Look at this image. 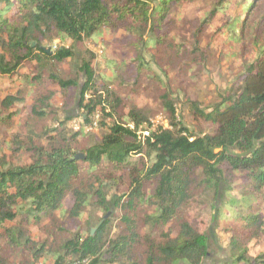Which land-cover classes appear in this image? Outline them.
Instances as JSON below:
<instances>
[{"label": "trees", "instance_id": "16d2710c", "mask_svg": "<svg viewBox=\"0 0 264 264\" xmlns=\"http://www.w3.org/2000/svg\"><path fill=\"white\" fill-rule=\"evenodd\" d=\"M257 1L241 0L239 24L222 19L233 0L212 2L195 43L204 26L216 27L221 39L226 33L242 34ZM199 2L0 0V75L15 76L32 63L38 71L26 78L33 99L24 110L15 108L23 100L17 96L0 101L5 134L0 145V264H69L73 258L77 264H201L208 244L188 204L202 192L217 196L237 178L245 181L250 203L232 201L241 203L242 214L238 227L227 229L231 264H264V46L220 102L207 111L192 106L196 121L214 127L200 135L179 124L166 91L157 106L169 128L152 126L144 111L147 99L129 108L107 85L100 93L94 56L85 51L76 59L74 52L103 30L122 31L144 49L178 58L187 70L191 64L185 65L189 62L184 58L194 50L184 54L179 26ZM56 39H68L72 46L47 54L41 43ZM131 58L126 57L127 65L135 63ZM77 60L74 79L57 75L56 65ZM140 69L151 71L142 58ZM45 72L58 91L39 88ZM76 89L83 113L79 129L72 131L67 126L74 117L58 112L55 101H70ZM95 128L99 133L90 134L94 138L86 146L81 140L89 138L87 129ZM79 154L84 159L76 160ZM108 181L124 185L125 191L108 199ZM112 206L119 213L118 233L107 239ZM87 208L106 213L94 235L83 230Z\"/></svg>", "mask_w": 264, "mask_h": 264}, {"label": "rangeland", "instance_id": "374dc122", "mask_svg": "<svg viewBox=\"0 0 264 264\" xmlns=\"http://www.w3.org/2000/svg\"><path fill=\"white\" fill-rule=\"evenodd\" d=\"M196 8L187 12L180 22L179 37L180 42L187 47V54L194 50L193 54H187L184 61L189 65H182L178 58L167 59L161 49H144L132 36L126 35L122 31L103 30L95 41H84L74 47L76 59L83 56L88 51L94 56L93 70L96 77V89L102 93V88L107 85L117 95L124 97L126 105L130 108L140 102V98L147 99L145 113L149 114V121L152 126H163L169 128L165 119L166 115L158 108V96L165 91L171 97L176 110L179 124L189 131L200 135L212 133L214 127L209 124L196 121L192 116V106H197L200 110L207 111L210 107L221 101L226 95L231 84L239 79L244 67L251 63L264 46V0H258L254 10L248 14L242 34H225L219 38L216 27L204 26L197 34L199 43H195L196 30L202 24V18L210 10L209 6L217 0H199ZM241 0H233L232 6L222 19L228 23L236 21L239 24L241 14ZM235 23V22H233ZM238 26V25H237ZM231 32V31H230ZM72 43L68 39L43 41L41 47L50 52L58 48H69ZM139 56V58H135ZM184 54L182 56H184ZM132 56L135 63L126 64V57ZM181 56V57H182ZM87 58V56L85 55ZM140 58L146 68L138 70ZM196 59L197 61H191ZM191 61V62H190ZM183 71L179 72V65ZM80 61L74 63L66 61L56 65V73L62 78L74 79ZM37 64H26L21 66L17 74L12 77L0 75V101L7 96H17L23 100L15 104L18 110H24L26 105H30L33 99V87L28 84L27 77L36 75ZM43 85L40 89L58 91V87L48 79V72L42 73ZM83 83L80 78L79 85ZM161 84V86H160ZM163 85L166 89L163 90ZM77 89L72 91L70 101L57 99L55 105L58 112L62 109L69 112L73 120L68 124V130L77 131L80 123L79 115L83 113L77 107ZM63 116H59L62 119ZM94 121L97 118L93 117ZM100 119V115H99ZM14 123H17L15 120ZM53 123H48L52 126ZM89 134L87 140L83 139V144L89 146L92 143V135L99 133L98 128L93 131L86 130ZM4 130H0V145L5 139ZM92 134V135H90ZM144 135V133H143ZM122 184V183H121ZM126 187L116 185L113 181L105 182L104 190L108 199L115 195H121ZM248 190L245 181L237 178L231 182L229 187L223 186L217 196L212 191L202 192L194 196L189 202V207L193 211V219L200 229V233L206 235L208 253L201 264H231L234 258L230 246L231 235L227 229L237 228L238 215L241 213V203L232 204V201H249ZM248 203V204H249ZM112 205V204H111ZM106 213L95 212L92 208H87L82 218V226L85 234L88 232L95 234L97 226L102 221ZM118 211L111 207L106 220H108L107 239H111L118 233L117 216ZM73 258L69 264H77ZM36 264H50L49 261H38Z\"/></svg>", "mask_w": 264, "mask_h": 264}, {"label": "water", "instance_id": "95a60500", "mask_svg": "<svg viewBox=\"0 0 264 264\" xmlns=\"http://www.w3.org/2000/svg\"><path fill=\"white\" fill-rule=\"evenodd\" d=\"M35 44L34 43H32V46H34ZM46 53L47 54H50L51 52L50 51H48V50H46ZM75 159L77 160V159H84V157L82 156V155H77L76 157H75ZM93 233V232H92Z\"/></svg>", "mask_w": 264, "mask_h": 264}, {"label": "built area", "instance_id": "2783aa9c", "mask_svg": "<svg viewBox=\"0 0 264 264\" xmlns=\"http://www.w3.org/2000/svg\"><path fill=\"white\" fill-rule=\"evenodd\" d=\"M91 130V129H90ZM144 135H147V133H144Z\"/></svg>", "mask_w": 264, "mask_h": 264}]
</instances>
